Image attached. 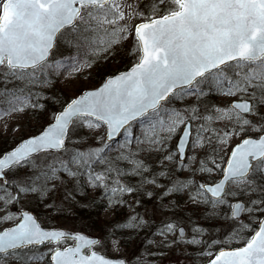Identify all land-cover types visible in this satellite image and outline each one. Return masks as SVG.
<instances>
[{"label": "snow or ice", "instance_id": "1", "mask_svg": "<svg viewBox=\"0 0 264 264\" xmlns=\"http://www.w3.org/2000/svg\"><path fill=\"white\" fill-rule=\"evenodd\" d=\"M0 126V264H264V0H0Z\"/></svg>", "mask_w": 264, "mask_h": 264}, {"label": "rangeland", "instance_id": "2", "mask_svg": "<svg viewBox=\"0 0 264 264\" xmlns=\"http://www.w3.org/2000/svg\"><path fill=\"white\" fill-rule=\"evenodd\" d=\"M108 67L114 68L115 66L114 65H108L107 68ZM92 74H93V77L95 78L97 76V70L96 69H93L92 70ZM71 94L72 93H71L70 90H65V95H71ZM215 101H216L217 104H220V105H223L225 103L224 98H215ZM2 132H3V128H2V126H0V134H2ZM0 138H2V135H0ZM89 143H91V141H89ZM174 144H175V140L173 141V145ZM89 196H92V194H89ZM81 203H85V202L81 201ZM128 214H129L128 213V210L125 209L122 212V215L121 216L122 217H125ZM101 216H102L101 218L104 220V222L102 223V225L103 226H105V225H108L109 226L108 223L111 221L112 217L115 216V215H109V216L106 217V216H104L101 213ZM86 221L87 220L85 218H80V219L74 220L73 218L68 217V218H59L58 221H57V223H58L59 226L65 227L67 229H71L73 231H75V230H81V231H84L86 233L93 234L92 232H94V231H91L89 229H86V228H84L82 226V225H84V223ZM97 224H100V222L97 223ZM94 233H96V232H94ZM143 239H144V233L141 232L139 236H135L126 245L125 244H122L121 245V251L119 252L118 255L132 257V256H135V255L139 254V252L143 251V248H144V244L142 243ZM97 250L104 251L105 253H107L111 257L117 255V253H114L112 251L111 245H109L106 250H104V249H97ZM196 252H197V249H194V248H191V247H189V248L180 247V248L173 249L172 251H170L168 253V257L171 258V259H173V260L179 258L181 260V264H183V261L185 259H188L189 262H190V264H194L195 257H196ZM185 253H189L190 255H188L186 257L185 256ZM202 263H204V262H201V264Z\"/></svg>", "mask_w": 264, "mask_h": 264}, {"label": "trees", "instance_id": "3", "mask_svg": "<svg viewBox=\"0 0 264 264\" xmlns=\"http://www.w3.org/2000/svg\"><path fill=\"white\" fill-rule=\"evenodd\" d=\"M116 67V66H115ZM114 67V68H115ZM113 68L108 67L107 70L111 71ZM92 196H88L87 199H91ZM83 202H87L86 200ZM74 215H71L69 217L73 218L74 220L85 218L87 221L82 225L84 228L89 229L91 231H94L101 235L112 223L118 222L122 220L124 217H122V212H118L115 214V216L112 217L111 221L108 223V225L103 226L102 223L104 220L101 218V214H94L92 213L88 208H75ZM100 224H97L99 223Z\"/></svg>", "mask_w": 264, "mask_h": 264}, {"label": "bare ground", "instance_id": "4", "mask_svg": "<svg viewBox=\"0 0 264 264\" xmlns=\"http://www.w3.org/2000/svg\"><path fill=\"white\" fill-rule=\"evenodd\" d=\"M87 234H89V233H87ZM89 235H90V234H89ZM95 236H100V235L96 233Z\"/></svg>", "mask_w": 264, "mask_h": 264}, {"label": "water", "instance_id": "5", "mask_svg": "<svg viewBox=\"0 0 264 264\" xmlns=\"http://www.w3.org/2000/svg\"><path fill=\"white\" fill-rule=\"evenodd\" d=\"M64 228V227H63ZM85 233V232H84ZM85 234H87V233H85ZM89 235V234H88ZM90 236H95V235H90ZM107 256V255H106ZM109 257V256H108Z\"/></svg>", "mask_w": 264, "mask_h": 264}]
</instances>
